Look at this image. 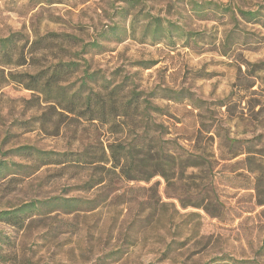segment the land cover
Returning a JSON list of instances; mask_svg holds the SVG:
<instances>
[{
	"label": "rangeland",
	"instance_id": "374dc122",
	"mask_svg": "<svg viewBox=\"0 0 264 264\" xmlns=\"http://www.w3.org/2000/svg\"><path fill=\"white\" fill-rule=\"evenodd\" d=\"M12 34L28 60L5 72L62 60L70 92L141 95L102 123L0 85V211L33 205L0 218V264H264V0H0V38ZM116 144L194 166L155 158L140 174L168 180H126L109 163L36 169L14 152Z\"/></svg>",
	"mask_w": 264,
	"mask_h": 264
},
{
	"label": "trees",
	"instance_id": "16d2710c",
	"mask_svg": "<svg viewBox=\"0 0 264 264\" xmlns=\"http://www.w3.org/2000/svg\"><path fill=\"white\" fill-rule=\"evenodd\" d=\"M241 12V11H240ZM242 13V12H241ZM249 14L248 16L255 15L254 12L242 13ZM161 26L160 22H156L153 25V36L159 30ZM59 38L71 39L72 37L67 34L55 35ZM171 40L172 37L168 36ZM67 40V41H68ZM39 42V45H35ZM31 42L27 53L34 52L33 50H38L42 47L41 40ZM16 38L14 34L9 35L4 38H0V50L3 51V55L8 57L7 61H0V85L7 82H16L23 88L31 90L32 94H35V98L38 100V104L44 103L46 107L53 109L56 113L62 116H67L68 114L75 115L76 118L82 117L83 114L89 112L86 120L93 121L99 120L102 123L108 122L107 114H112L114 117L126 115L128 110L131 109V105L138 109L139 98L141 93L136 91H131V97L128 100L123 101L122 99H117L115 97L114 91L101 92L97 91L95 93L82 95L79 91H68V86L63 83L69 77L68 73L73 72L74 67L72 63L63 62L59 60L57 63L52 65L51 69H40L35 73L28 72H14L6 71L1 66L4 64L14 63L16 66L24 65L28 58L25 56L24 47L19 48L16 46ZM12 49H15L14 53L11 54ZM15 55L16 59L12 61V56ZM60 129V123H59ZM120 130V129H117ZM122 130V129H121ZM17 154H27L36 156L38 162L35 168H39L43 165L48 164H69L73 166H83V165H100L109 163L110 166L106 170L114 174H118L126 180H148L157 172L166 180H168V174L164 171H157L156 173H150L146 176L140 174L142 167H144L146 162H150L157 158L161 160L163 168L174 167L176 162H185V166H194V163H188V158L182 159L176 156L174 151H157L159 153L155 154V158H152L150 153H144L139 155V151L128 145H109V152L106 155L105 151L102 150L100 155H95V151L88 153V149H83L77 152H53V151H41L31 146H21L14 149ZM101 166V165H100ZM103 166V165H102ZM104 167V166H103ZM117 170V173H115ZM102 182L99 179L95 184ZM65 203H71L76 201V199H63ZM33 206L32 204L23 205L18 209L0 211V218H8L10 222H16L19 211L29 210Z\"/></svg>",
	"mask_w": 264,
	"mask_h": 264
}]
</instances>
